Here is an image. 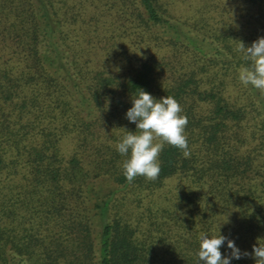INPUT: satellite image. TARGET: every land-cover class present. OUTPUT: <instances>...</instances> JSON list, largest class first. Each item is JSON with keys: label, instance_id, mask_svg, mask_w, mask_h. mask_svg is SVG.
Returning <instances> with one entry per match:
<instances>
[{"label": "trees", "instance_id": "obj_1", "mask_svg": "<svg viewBox=\"0 0 264 264\" xmlns=\"http://www.w3.org/2000/svg\"><path fill=\"white\" fill-rule=\"evenodd\" d=\"M179 1L0 0V264H198L201 233L264 238V92L237 78L264 0ZM142 89L178 101L190 155L164 143L129 181L114 145Z\"/></svg>", "mask_w": 264, "mask_h": 264}, {"label": "clouds", "instance_id": "obj_2", "mask_svg": "<svg viewBox=\"0 0 264 264\" xmlns=\"http://www.w3.org/2000/svg\"><path fill=\"white\" fill-rule=\"evenodd\" d=\"M242 58L249 63L237 69V78L245 86L264 92V36L252 41L249 46L240 41ZM132 106L125 112V118L136 125L135 131L127 130L115 143V150L125 159L121 163L124 177L131 181L138 175L155 179L160 172L158 156L164 143L183 150L190 155L185 134L187 119L181 113L178 101L170 95L154 97L141 90L132 97ZM199 248L196 252L198 264H230L233 259L252 256L255 264H264V238L257 237L252 251L243 252L235 241L221 233L211 235L201 233L198 237ZM227 241L226 254L222 256L220 247ZM230 250V253L227 252Z\"/></svg>", "mask_w": 264, "mask_h": 264}, {"label": "rangeland", "instance_id": "obj_3", "mask_svg": "<svg viewBox=\"0 0 264 264\" xmlns=\"http://www.w3.org/2000/svg\"><path fill=\"white\" fill-rule=\"evenodd\" d=\"M198 3L199 0H180L176 4L174 13L181 18L192 16L194 14L193 7Z\"/></svg>", "mask_w": 264, "mask_h": 264}]
</instances>
